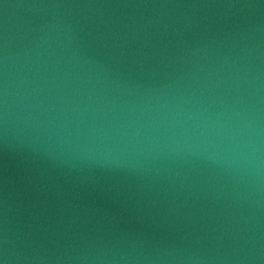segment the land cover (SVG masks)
Returning <instances> with one entry per match:
<instances>
[{"label":"water","instance_id":"1","mask_svg":"<svg viewBox=\"0 0 264 264\" xmlns=\"http://www.w3.org/2000/svg\"><path fill=\"white\" fill-rule=\"evenodd\" d=\"M0 264H264V0H0Z\"/></svg>","mask_w":264,"mask_h":264}]
</instances>
